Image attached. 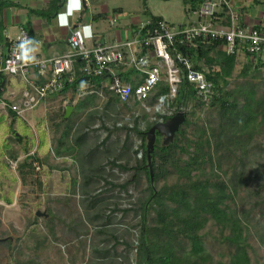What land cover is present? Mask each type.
Listing matches in <instances>:
<instances>
[{
    "label": "rangeland",
    "instance_id": "rangeland-1",
    "mask_svg": "<svg viewBox=\"0 0 264 264\" xmlns=\"http://www.w3.org/2000/svg\"><path fill=\"white\" fill-rule=\"evenodd\" d=\"M185 2L186 0H103L99 4L98 12L103 6L108 7L107 11L112 14H119L121 10L125 15L123 21L138 26L154 15L179 27L180 23L188 21ZM106 24L109 26L107 22ZM238 58L239 64L226 88L236 89L249 81L264 90V67L252 71L245 79L241 77V72L248 61L245 55H239ZM52 111L53 108L49 110ZM183 111L194 113L188 117L194 122L187 128V136L190 139L195 138L202 125L217 129V109L202 110L194 108L191 104L188 110ZM94 112L100 117L90 123L86 130L91 137V146L104 144L101 151L110 150L109 158H103L102 162V155L95 153L92 165L98 169L116 157L118 152H124V160L119 161L120 163H124L130 156V166L135 167V158L138 157L133 155L132 151L141 146L142 140L127 128H133L135 120L139 118L138 129L144 132L148 125L153 127L158 124V115H172L175 111L171 105L157 111L155 106L148 103H136L127 107L120 104L106 115L100 104ZM28 113L24 119H17L14 125L8 122L6 117H0V238L6 239L5 243L0 244V264H137L141 220L139 207L149 197L147 175L142 172L139 177H135L134 170L123 172L116 168L112 171L107 165L105 171H108L112 184L123 185L130 180H133V183L125 191L118 186L113 188L101 180L93 187L92 192L105 199L101 204L102 210L108 207L104 214L111 216L112 220V224L104 228L107 234L99 233V225L103 224L105 219L100 223L89 221L81 189V163H78L81 168L79 169L73 161L66 162L55 156L58 134L55 133L54 124L59 119L56 121V118L51 119L52 115H47L45 122H40V117L35 115V111ZM31 120L36 121L33 123L35 125L30 123ZM14 131L25 136L24 144H28L31 149L28 156L35 153L41 166L40 170L35 169L33 177H27L25 183L19 174L18 166L25 160L24 154L30 149L23 151L20 144L13 140ZM39 142L40 153H37L34 146H39ZM124 145L131 148L129 152L124 149ZM251 149V157L245 160L243 171V177L248 183L239 187L234 208L242 220L246 218L244 213L248 214L249 228L245 233L251 246V264H264V245L260 238L264 233L263 127L257 128ZM90 150L94 151L92 148ZM224 163L227 180L231 179L236 183L237 173L241 171L242 166L235 159ZM176 181V176H171L156 187L158 189L165 183L171 185ZM115 206L119 211L113 212ZM127 209L132 211L124 213ZM38 212L47 214V217L37 216ZM94 212H90L91 216ZM203 233L206 235L207 247L214 257L228 262L230 250L226 244L221 243L218 227L211 223ZM111 235L118 238L119 244H116ZM97 249L110 250L111 253L109 257L99 258L95 253Z\"/></svg>",
    "mask_w": 264,
    "mask_h": 264
},
{
    "label": "trees",
    "instance_id": "trees-1",
    "mask_svg": "<svg viewBox=\"0 0 264 264\" xmlns=\"http://www.w3.org/2000/svg\"><path fill=\"white\" fill-rule=\"evenodd\" d=\"M58 1L61 3L59 6H63L62 0H52L43 12H32L43 17L53 18L56 14H49V12ZM204 1L188 0L186 3L193 2L190 12H199ZM16 5L0 0V15L4 8ZM98 17L105 18L106 16L97 14L94 18L97 20ZM149 20L151 25L142 31L144 38L148 29H153L159 21H163L161 17L154 15H151ZM227 21L231 25L230 16L227 17ZM180 27L183 28L185 25ZM260 27L256 26V28ZM5 42L6 40L0 41V45ZM225 45L223 40L201 38L194 45L176 41L173 46L172 52L183 53L193 62L196 70L206 73L220 96L215 97L209 107L206 108L203 103L197 100L194 88L184 77L176 99L171 104L175 112L171 116L158 115V117L163 118L166 122L178 112L188 110L193 104L194 108L202 110L217 109L219 122L217 129L202 125L198 134L194 136L195 138L190 139L187 136V128L192 126L194 122L192 123L188 117L194 113L187 112L186 121L176 134L173 143L164 146L162 137L157 134L155 150L152 154L153 184L147 167L146 155L147 132L152 127L148 125L146 131H140L138 129L139 118L135 120L133 128H127L129 132H135L142 140L139 150L132 151L133 155H138L140 150L143 152L141 159L135 158V167L130 166L132 161L130 156L124 163H118L124 160V155L120 154L108 161L106 165L102 164L100 168L95 169L92 165L95 153L102 155L101 160L110 156V150L101 151L104 144L96 145L92 148L94 151L89 150L85 155L82 154L87 163L86 166L82 165L81 167V189L85 197V211L92 223H100L105 219V222L99 225L101 228L99 233L101 234H107L104 228L112 224V220L111 216L104 214L108 207L102 210L101 204L105 199L100 198V195L96 194L95 191L93 193V187L101 180L113 188L118 186L125 191L133 183V180H130L123 185L112 184L109 181L108 171H105L107 165L111 167L109 170L112 171L116 168L123 172L134 170L135 177H139L142 172L147 175L149 197L139 207L141 220L139 223L140 237L137 247V264H251L249 255L251 246L245 233L249 228L248 214L244 213L246 218L242 220L243 218L239 216L234 207L239 187L248 183L243 177V171L246 166L245 160L251 157V144L254 140V134L257 128H264V90L249 81L236 89L228 90L226 88L229 80L234 76L239 58L238 54H228L224 49ZM247 61V65L241 72V77L245 79L252 71L264 67V53L255 65L248 56ZM82 67L83 63L79 59L76 63L77 78L73 84H67L63 92L73 89L76 94L77 88L86 84L85 78L87 77L81 72ZM184 71L185 69L183 75L185 74ZM4 82V75H0L1 88L4 87ZM89 83L95 92L79 102L76 106L77 112H84L95 106L98 99L97 92L103 88L105 79L104 77H91ZM104 90L105 92L108 91L106 88ZM168 92L169 85L162 81L148 104L154 106L157 99ZM110 104L111 102L108 106ZM124 106L127 107V105ZM96 119H99V116L91 115L89 123L84 125L89 126ZM56 126L57 130L63 127L62 135L55 148L57 157H63L75 151V147H80L81 143H84L89 136L87 131H80L81 125L74 132L75 128L71 120L60 121ZM129 139L130 137H128V141ZM13 140L21 142V139L15 135ZM124 149L130 151L131 148L124 145ZM233 159L238 160V164L242 166L241 171L237 173L236 183L231 179L227 180V171L224 170V162ZM36 160H38L36 156H29L18 166L19 174L24 183L27 182V177L35 175L33 163ZM171 176H176L177 181L175 183L171 185L165 183L157 189L156 185L161 181H167ZM93 210L95 212L91 216L90 212ZM115 211H119L116 206L113 212ZM130 211L132 210L127 209L124 210V213ZM211 223L218 227L221 243L226 244L230 250L228 262L217 260L207 247L206 235L203 231ZM111 237L116 241V244H119L117 237L114 235ZM260 238L264 245V233ZM95 253L99 258H106L109 257L111 251L97 249Z\"/></svg>",
    "mask_w": 264,
    "mask_h": 264
},
{
    "label": "built area",
    "instance_id": "built-area-1",
    "mask_svg": "<svg viewBox=\"0 0 264 264\" xmlns=\"http://www.w3.org/2000/svg\"><path fill=\"white\" fill-rule=\"evenodd\" d=\"M224 7H228L227 0H205L199 15L207 22L192 23L182 28L164 20L159 21L153 29H148L144 38L142 31L151 25L150 20H147L141 23L140 33L132 40L118 41L111 45L83 47L78 37L72 33L67 53L36 61L30 59L29 32L26 28H21L15 37L6 35V42L0 45V75L20 77L25 82V89L19 100L10 104L2 96L0 87V108L11 110L17 118H24L26 113L47 98L61 94L67 84L75 82L76 63L79 59L83 63L81 72L84 76L89 80L91 77H104L103 87L124 105L149 103L158 85L165 81L169 85V92L159 97L154 104L157 111L163 110L174 102L185 77L194 88L197 100L208 108L211 101L220 94L206 73L196 70L190 59L181 52H172L176 41L194 45L201 38L223 40L228 54H244L253 65L257 64L264 53V25L260 28L244 26L233 12L229 27H217L213 24ZM22 44L25 45L24 48H21ZM126 65H131L140 73L142 80L139 84L132 85L124 81L118 69ZM33 68L44 79L42 83L30 78ZM99 95L104 96L103 92ZM158 123L165 121L160 118ZM31 155L36 156L35 153ZM137 157H143L142 150ZM33 165L35 169H41L38 160Z\"/></svg>",
    "mask_w": 264,
    "mask_h": 264
},
{
    "label": "crops",
    "instance_id": "crops-1",
    "mask_svg": "<svg viewBox=\"0 0 264 264\" xmlns=\"http://www.w3.org/2000/svg\"><path fill=\"white\" fill-rule=\"evenodd\" d=\"M1 1L12 2L17 5L9 6L2 10V13L0 15V41L6 40V35L15 37L19 33V30L21 28H26L31 38L30 59L33 61L43 58L57 57L67 53L69 51L68 40L70 32L78 37L83 47L89 48L97 44L111 45L118 41L132 40L138 35V33H140V25H134L132 22H125L122 20L125 15L121 10L119 11V14H112L107 11L108 7L101 5V7H103L101 8V11L98 12L99 4L103 0H81L82 9L80 11H74L72 15L68 16V23L66 25H61L58 17L61 13H67L68 0L61 1L63 6H59L61 4L59 1L55 4L51 12H49V14H56V16H54L53 18L43 17L32 12H43L47 8V6H49L52 0ZM227 1L228 7L222 8L218 13L217 18L213 21V24L215 26L229 27L230 25L228 24L227 17H231L232 12L238 15L240 23L244 26L256 27L264 25V0ZM191 7H193V2H185V11L187 13L186 17L188 21L184 24L180 23L179 27L181 25L188 26L192 23L207 22L206 19L202 18L199 15V12H190ZM97 14H104L106 17H98L96 20L94 17ZM162 19L165 21L164 18ZM106 22L109 24V26L106 24ZM85 26H91L92 35L90 38L83 31ZM118 71L122 75L124 81L131 83L132 85H137L142 80V76L140 75V73H138L133 67H131V65L123 66L119 68ZM30 78L37 81L38 83H42L44 81V79L39 76L36 68L32 69ZM4 80L5 84L2 88V96L10 101V104H13L15 101L19 100L20 94L25 89V82L20 77L8 75L4 76ZM85 81L86 84H82L81 86H79V88H77L76 94L73 89H70L59 95L51 96L43 101L39 105L40 107L38 106L39 108L37 107V109L35 108L31 112L35 111V115L38 114V117H40V122H45L47 115H52L51 119L56 118V121H58L59 119L57 123H59L60 121L71 120V123L74 124V132L76 128L79 127V125L82 126L80 131L86 132L88 126L84 124L89 123L91 115H93L94 117L96 115L98 117V114L94 112V110L97 109L98 105L101 104L103 106V112L106 115L109 114L110 111L118 108V106L122 103L117 101L114 96L108 93L109 91L105 92V88L103 87L97 92V94H101L103 92L104 96L100 97V95L98 94V99L96 100V104L94 107H90L84 112H77L76 106L79 104V102L95 92V89L89 83L90 80L88 78H85ZM109 102H111V104L108 106ZM69 106L74 107V110L71 116L67 120H64L66 108ZM122 106H124V104H122ZM52 108L54 109V111L49 112V110H51ZM31 114L33 115V113ZM82 116H84V118ZM0 117H6L9 120L8 122H11L12 125H14L16 120L19 119L11 110L1 108ZM35 122L36 121L31 120L30 123L33 124ZM57 123L54 124V127L56 128L55 133L58 134V144V139L62 135L63 127H61L60 130H57ZM47 133L49 144L51 145L50 134L48 131ZM14 135L21 139V142L18 143L20 144V147L23 151H27L28 149H30L28 144H24V140L26 139L25 136H22L20 134L18 135L16 131H14ZM90 141L91 137L89 135L86 141L84 143H81L80 147H75V151H72L63 157H57L56 155L55 156L57 158L64 159V161L66 162L73 161L77 166L79 165V162L81 163V165L79 166H86L87 163L82 154L85 155L91 148H93ZM38 145L39 146L34 147L37 150V153H40L41 143L39 142ZM29 151L24 154L26 158L29 157L28 155L31 153V149ZM6 154H4L5 157ZM119 155L120 153L118 152L116 157Z\"/></svg>",
    "mask_w": 264,
    "mask_h": 264
},
{
    "label": "water",
    "instance_id": "water-1",
    "mask_svg": "<svg viewBox=\"0 0 264 264\" xmlns=\"http://www.w3.org/2000/svg\"><path fill=\"white\" fill-rule=\"evenodd\" d=\"M72 35V32L69 34V38ZM74 107L69 106L66 108L64 120H67L72 112ZM186 121V113L184 111L178 112L174 117L166 121L165 123L155 124L148 132H147V140H146V155H147V167L150 172L151 182L154 183V171L152 165V154L155 150L157 134H159L163 139L162 143L164 146H167L174 142L176 134L180 131V128L184 125ZM37 216L41 217L43 214L41 212L37 213ZM1 223V220H0Z\"/></svg>",
    "mask_w": 264,
    "mask_h": 264
},
{
    "label": "clouds",
    "instance_id": "clouds-1",
    "mask_svg": "<svg viewBox=\"0 0 264 264\" xmlns=\"http://www.w3.org/2000/svg\"><path fill=\"white\" fill-rule=\"evenodd\" d=\"M82 9V3L81 0H68V10L67 13H61L59 14V21L61 25H66L68 23L67 17L72 15L74 11H80ZM84 33L90 38L92 35V29L91 26H85L83 29ZM25 45L22 44L21 48H24Z\"/></svg>",
    "mask_w": 264,
    "mask_h": 264
},
{
    "label": "flooded vegetation",
    "instance_id": "flooded-vegetation-1",
    "mask_svg": "<svg viewBox=\"0 0 264 264\" xmlns=\"http://www.w3.org/2000/svg\"><path fill=\"white\" fill-rule=\"evenodd\" d=\"M43 214V213H42ZM44 217H47V214H43ZM42 216V217H43ZM1 220V219H0ZM0 230H1V223H0ZM6 242V239L0 238V244H3Z\"/></svg>",
    "mask_w": 264,
    "mask_h": 264
}]
</instances>
